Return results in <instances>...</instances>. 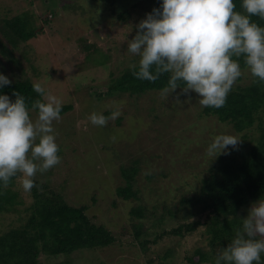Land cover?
Segmentation results:
<instances>
[{"label":"rangeland","instance_id":"obj_1","mask_svg":"<svg viewBox=\"0 0 264 264\" xmlns=\"http://www.w3.org/2000/svg\"><path fill=\"white\" fill-rule=\"evenodd\" d=\"M101 1L0 0V23L5 18L11 20L27 11H32L38 17L37 33L42 34L16 51V57L25 64L27 74L32 81L41 82L46 90L62 100L63 105L71 104L80 97V102H77L73 112L67 113L55 122L56 127L65 125L56 129L57 143L62 144L60 149L64 153L60 156V163L52 167L54 174L49 177L52 184L57 183L58 174L68 177L67 195L74 204L78 201L74 195L76 187L78 189L80 185L86 184L87 194L91 198L88 201L91 213L98 209L102 213L106 212L104 216H108L107 211L114 210L111 207V203L115 201L114 192L118 187L125 185L122 168L130 167L136 160L140 171L136 177L139 200H131V205L144 204L151 210L154 209L159 216L164 212V204L168 208H178L182 197L197 193L202 181L216 170L219 158L225 154L221 153L216 157L208 154V145L215 136L235 135L240 139L236 148L245 144L244 149L249 150L260 138L259 122L249 131L238 134L232 125L220 123L217 117L202 116L205 107L199 104L198 94L191 90L184 93L180 88L170 94L152 91L132 96L117 92L114 96H109L113 79L120 77L125 69L138 64L139 57L127 51V42L131 36H135L139 21L156 7L155 1L160 5L161 0ZM135 4H142L143 10H138L128 23L111 22L122 12L126 10L131 12ZM76 5L80 9L71 11ZM47 11L55 17L50 16L53 21L46 24L43 23V18L39 19V16ZM80 40L84 44L86 42L97 44L99 52L96 56L86 60L81 59L84 53H79ZM117 45L119 51L116 50ZM106 50L112 51L113 59L107 62V65H94L97 62L96 57L103 55ZM24 52L31 58L32 63H27L22 58ZM31 64L38 68L37 72L33 71ZM241 69L243 74L234 84V88L253 83L254 77L249 73L247 66H241ZM78 71L79 73L76 74ZM98 94L101 95L100 98ZM82 101L88 104L84 112L89 110V115L99 111H103L106 115L112 110L115 102L123 101L120 105L121 115L115 120L110 119L104 127L92 125L88 119L86 120L88 123L84 121L85 124L80 125V129L86 124H89L90 128L87 127L86 133L77 132L78 135L74 137L75 130L79 131L76 123H81ZM33 115L35 118L36 114ZM262 116L264 120V113ZM66 127L68 129H64ZM92 128H95L94 132ZM105 128H111L113 131L109 129L106 131ZM133 128L138 129V132L131 136ZM67 132L70 137L65 136ZM231 148L229 146V150ZM45 175H40L42 180L47 179ZM90 176L94 179H90ZM13 189L17 190L24 200V204L18 207L22 211L32 202L30 191L23 189L22 178L17 181ZM93 197H97L99 201L93 203ZM85 201L87 202V197L82 198L81 204ZM127 203L129 202L122 199L119 201L118 207L115 208L117 215L119 213L122 215V211L130 207ZM250 206L251 204L243 212V217L247 216ZM185 215L186 212L183 210L176 219L168 217L165 226H168V229L177 226L180 222H184L181 219ZM19 217L18 213L1 214L0 234L19 226ZM186 220L191 221L192 218L186 217ZM163 227L155 228L156 233L151 232L148 239L153 240L156 235L161 234ZM208 245V235L201 230L182 240L164 237L159 243H152L148 251L141 246L122 248L116 245L104 251L76 252L69 258L44 257L41 258V262L42 264L62 262L63 264H102L103 261L106 264H187L185 260L187 255H191L199 248L207 250ZM169 251L172 253H168L166 257ZM68 259L70 261L66 262Z\"/></svg>","mask_w":264,"mask_h":264},{"label":"trees","instance_id":"obj_2","mask_svg":"<svg viewBox=\"0 0 264 264\" xmlns=\"http://www.w3.org/2000/svg\"><path fill=\"white\" fill-rule=\"evenodd\" d=\"M103 1L110 2L111 0ZM234 3L236 11L244 12L242 0H234ZM158 5L159 2L155 1V6L158 7ZM76 9L80 7L76 5V8L71 11ZM138 10H143L142 4H135L131 12L126 10L117 18H113L111 22L128 23V20L133 19ZM50 16L54 15L47 11L42 13L39 19L43 18V23L47 24L53 21L49 18ZM251 19L264 26V18L252 16ZM37 20L38 17L32 11H27L11 20L5 18L0 23L2 24L0 26V72L12 80L11 84L0 88V93H6L14 100V93L19 92L25 97L29 107L36 100L43 98L34 91V82L27 74L25 64L16 57L15 53L23 45L42 34L37 33ZM109 35L110 33L107 34L108 39H110ZM132 38L133 36L130 37ZM79 44H81L79 53H84L83 57L80 56L81 59H90L99 52L97 44H89V42L84 44L82 40ZM116 50H120L118 45ZM112 55L111 50H106L103 55L96 57L97 62L94 65H107V62L113 59ZM22 58L27 63H32L26 52L23 53ZM237 59L241 66H246L243 56ZM31 67L33 71H38L33 64ZM77 67L79 68V64ZM134 70L137 69L127 68L120 77L113 79L108 95L114 96L118 92L139 96L152 91L161 92L167 86L169 73H164L156 81L150 82L138 79L133 75ZM180 86H184L183 82H180ZM98 97L100 98L101 95L98 94ZM77 102H80V97L71 104L63 105L61 117L73 112ZM87 105L81 102L82 118L80 124L76 123L79 131L75 130L74 137L78 135L77 132H85L87 127L90 128V125L86 124L87 126L80 129V125H84V121L87 122L89 117L90 111L84 112ZM33 113L36 114V111L33 110L32 115ZM262 113H264V82L256 78H253V83L248 86L233 87L223 107H205L201 113L202 116L217 117L220 123L232 125L238 134L249 131L259 122L260 138L251 145L249 150L244 149L245 144L240 148H231L229 155L225 154L219 158L218 167L202 181L197 193L183 196L176 209L168 208L164 204V212L159 216L154 209L151 210L144 204L131 205V200H139L136 177L140 171L136 160L131 163L130 167L123 166L122 176L125 185L118 187L114 192L115 201L111 203L114 210L121 199L129 202L127 204L130 206L122 211V215L119 213V217L117 211L111 209L107 211L108 216H104L106 212L102 213L98 209L91 213V208L88 206L91 198L87 194L86 184L80 185L78 189L76 187L74 195L78 201L76 204L72 203L67 195L68 177L58 174L59 178L55 185L49 179L54 174V168L38 173L35 177L36 186L30 191L32 202L21 211L18 207L24 204V200L19 192L13 189L17 181L21 179L18 174L10 180L6 187H0V215L20 214V225L0 234V264H42L41 258L44 257L69 258L76 252L104 251L116 245L122 248L141 246L142 249L148 251L152 243L157 244L164 237H175L182 240L201 230L208 235L209 249L199 248L191 255H187L185 260L187 264H214L220 249L227 246L241 226V218L246 208L260 197L264 198V120ZM109 114L110 111L106 113V115ZM118 123H121V118L118 119ZM61 126L65 125L55 126V129ZM67 127L64 129H68ZM94 129L92 128L93 132ZM106 129L113 131L111 128ZM133 130L131 136L138 132V129L133 128ZM65 136L70 137L69 132L65 133ZM60 146L62 144H59L58 153L61 156L64 152ZM44 174H46V180L40 177ZM90 179L94 178L90 176ZM104 183L107 186V182ZM84 197H87V202L81 204ZM98 201L97 197H93V203ZM183 210L186 212L185 217L181 219L184 222L168 229V226H165L168 217L176 219L179 212ZM186 217L192 220L188 221ZM158 227H163V232L156 235L153 240H149L150 233H156L155 228ZM170 252H167L166 257ZM69 261L68 259L66 262ZM101 263L106 264L105 261Z\"/></svg>","mask_w":264,"mask_h":264},{"label":"clouds","instance_id":"obj_3","mask_svg":"<svg viewBox=\"0 0 264 264\" xmlns=\"http://www.w3.org/2000/svg\"><path fill=\"white\" fill-rule=\"evenodd\" d=\"M242 8L244 12L236 11L234 0H161L127 42V51L139 57L133 75L153 82L169 73L165 94L177 88L184 93L191 90L201 106L213 108L224 106L243 74L237 58L243 56L251 76L264 82V26L251 19L264 18V0H242ZM11 83L0 72V88ZM33 89L43 99L31 107L19 92L14 100L0 93V187L19 174L23 189L31 191L37 173L60 163L55 122L61 119L63 102L41 82ZM122 103L115 102L109 115L93 112L88 119L104 127L121 115ZM239 141L235 135L219 134L207 152L214 157L227 154L229 146L234 149ZM241 221L214 264H264V198L252 202Z\"/></svg>","mask_w":264,"mask_h":264}]
</instances>
